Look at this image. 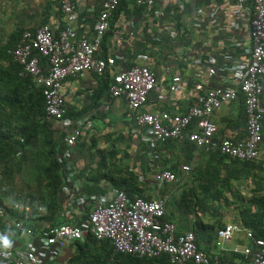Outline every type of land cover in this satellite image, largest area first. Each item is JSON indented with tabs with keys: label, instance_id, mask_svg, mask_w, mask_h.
Listing matches in <instances>:
<instances>
[{
	"label": "crops",
	"instance_id": "crops-1",
	"mask_svg": "<svg viewBox=\"0 0 264 264\" xmlns=\"http://www.w3.org/2000/svg\"><path fill=\"white\" fill-rule=\"evenodd\" d=\"M103 1L75 0L78 18L75 22H71V25L76 31L77 38H92L95 35V25ZM130 2V10L123 14L116 30L108 34L105 40L106 48L101 45L97 51L100 56H124L125 61L119 59L113 70H107L110 73L86 72L66 82L65 108L66 116L72 120L70 126L47 117L56 128V137L60 141L59 148L62 151L65 148L66 135L77 125V122L88 120L91 124V128L86 132L89 137L93 136L92 140L79 141L75 145L73 161L68 160L63 166L62 183L69 170L76 169L79 176L76 180L82 181L81 191L86 196L112 194L115 186L125 190L131 197L149 199L154 191L153 175L158 170L170 169L177 174L181 184L170 183L162 187L161 191L166 198L167 218L174 221L182 232L189 230L199 219L204 224L216 223V227L223 223H233L237 229L230 241L218 245L219 238L216 234L210 239L208 235L202 237L200 243L202 250L209 252L211 259L219 258L234 263L239 258L235 255V248H241L252 241L248 235L251 231L237 219L239 217L237 209L228 210L227 213L221 210L193 211L191 207L190 210L189 207L186 209L181 202H178L182 192L194 189L197 194L202 193L200 184L205 177L201 176V170L211 166L209 155L197 146L192 151L187 150L184 145V141H189L187 138L169 139L152 147L145 141V127L137 122L135 111L130 107L128 100L124 96H112L109 87L104 88V86L107 78L109 84L112 82L115 70L127 67L126 58H129L130 53L132 58H129V61L133 65H152L160 85L159 89L151 92L144 109L186 113L192 105L198 103L199 89L196 87L198 82L202 83L205 89L221 85L223 77L227 74L221 72L220 67L230 64L235 58L248 59L250 56L252 46L250 13L245 11V15L239 18V12H236L239 6L235 1L157 0V8L161 10V15L145 17L144 10L139 13L136 10V3ZM211 10H215L216 15L211 16L209 14ZM235 20L240 22V30L233 27ZM67 23L60 0H0V50L5 52V57L3 53L0 56L2 95H12L17 84L19 87L15 90L19 94L26 95L33 92L32 87L28 88L22 79L10 78L16 69H19L18 64L10 57V50L17 45L22 32L35 30L42 24H50L54 31L59 33ZM172 32L175 33V38L171 37ZM180 48H183L182 52H179ZM199 51L202 52L205 61L200 65L195 63ZM142 55L147 58L143 59ZM213 59H216V62H213ZM174 75H180L182 82L176 90H171ZM18 76L25 77L20 76L19 73ZM36 85L38 86V83ZM242 104L244 105L243 96L240 95L238 100L223 103L215 109L213 119L219 125L220 137L230 135L234 131L241 134L245 130L247 117L240 114ZM8 125L4 123L1 126L0 134L6 132ZM262 150L264 156V142ZM39 155L38 150L32 152V162L27 161L26 164L32 163L31 167L33 164L40 165ZM103 159H106L107 166L101 165ZM185 164L191 167L188 173L182 170ZM101 167L104 172L112 174L115 181L87 179V176L97 173ZM223 168L221 167V170L224 171ZM68 185L71 186V183L68 182ZM249 190L248 187V193L245 195L253 194L252 190ZM58 196L63 201L65 209L67 199L62 185ZM65 219L70 220L71 224H80L86 219V215L84 217L74 215ZM45 222L46 220H38L37 228L43 227ZM252 237L255 238L254 235ZM24 238L26 237L20 238L17 233H13L9 238L10 244L6 247H19L25 241ZM78 241L64 244L57 264H66L77 254ZM46 264L50 263L46 262Z\"/></svg>",
	"mask_w": 264,
	"mask_h": 264
},
{
	"label": "built area",
	"instance_id": "built-area-1",
	"mask_svg": "<svg viewBox=\"0 0 264 264\" xmlns=\"http://www.w3.org/2000/svg\"><path fill=\"white\" fill-rule=\"evenodd\" d=\"M227 1H235L239 6L236 11L239 12V18L245 15V11L250 13V56L248 59L235 58L230 64L220 67V71L227 74L223 77V84L205 89L198 82V103L192 105L188 112L144 109L151 92L160 88L152 65L134 64L114 71L109 91L114 97L124 96L128 100L135 111L137 122L145 127V141L152 147L169 139L187 138L207 153L220 152L228 158L245 161L261 157L264 121V0ZM60 2L68 20L64 28L56 33L52 25L42 24L35 30H25L10 54L20 66V76H32L38 85L45 88L47 116L70 126L72 120L66 116L65 108L66 82L86 72L102 74L109 69L113 70L117 61H125V58L103 57L97 53L120 0L103 1L92 38L76 37V31L71 25L78 18L75 0ZM137 3L144 6L145 17H158L162 13L157 8V0H137ZM209 14L214 16L216 11L211 10ZM233 27L240 30V22L235 20ZM171 37L175 38L174 32ZM202 57L199 51L195 63L200 65L205 62ZM212 61L216 62V59ZM172 82L170 88L176 90L182 82L181 76L174 75ZM240 95L243 96L247 117L245 130L241 134L234 131L220 137L219 125L213 119L215 109L223 103L238 100ZM90 128L88 120H81L66 135L65 148L60 158L65 161V165L68 160H72L75 145L88 136L86 130ZM190 168L187 164L182 166L186 173ZM77 178V170L72 169L62 183L67 199L62 215H86V219L80 224L54 225L46 221L36 232L32 224L49 214L48 205L17 199L14 195L3 199L0 190V216L5 217L0 237L6 236L9 239L13 233H17L20 238L26 237L17 248L6 247L0 240V264H57L64 244L84 241L90 231L99 240H111L117 252L149 258L167 254L172 264H264V238H253L249 232L252 241L241 248H235L234 251L240 257L234 263L219 258L211 259L205 251L199 249L193 230L183 233L174 221L166 217V198L161 191L162 187L170 183L181 184L177 174L170 169L158 170L153 175L154 191L149 199L131 197L125 190L115 187L112 194L86 196L81 191L82 181ZM7 206L15 214L7 212ZM236 229L233 223L219 228L217 244L223 245L230 241Z\"/></svg>",
	"mask_w": 264,
	"mask_h": 264
},
{
	"label": "trees",
	"instance_id": "trees-1",
	"mask_svg": "<svg viewBox=\"0 0 264 264\" xmlns=\"http://www.w3.org/2000/svg\"><path fill=\"white\" fill-rule=\"evenodd\" d=\"M130 1L136 3V10L139 13L144 10V6L139 5L137 0H120L117 9L111 17L110 27L103 38L104 41H102L103 44L101 45L104 48H106L105 40L108 34L110 35L116 30L117 24L119 25L123 18V14L130 10ZM179 26H181L180 23ZM0 52V56L3 53V57H5L4 50L1 49ZM10 57L12 58L11 54ZM128 57L132 58V54L130 55L129 53ZM129 58H126V68L133 66ZM43 62L46 63L45 58H43ZM18 67L19 69H16V72L10 76L11 80L22 79L26 82L28 88L32 87L33 92L26 95L19 94L15 90L19 87V84L15 86L16 88L12 95H2L0 92V133H2L1 126L4 123L9 124V128L5 130L6 132L0 134V174L2 175L0 190L3 193V199L8 195H14L17 199L46 203L50 212L42 219H39L41 221L46 220L54 225L70 223V220L67 221L65 218L74 215H62L64 211L63 201L58 196L62 185L61 173L65 161L60 160L63 151L59 148L60 141L56 137V128L53 127L52 121L47 119L49 116H47L45 109V88L40 85L38 87L36 80L32 76L19 77L20 66L18 65ZM12 69L15 71L14 67ZM107 73L110 72L107 71L105 74ZM110 84L109 78H107L104 88L109 87ZM241 107L240 114L246 116L244 105L242 104ZM92 137L87 136L81 141H91ZM184 145L189 151L196 147L190 141H184ZM36 150L40 154L38 156L41 160L40 165L33 164L31 167L32 163H26L27 161L32 162L31 153ZM207 154L209 155L211 166L201 170V176L205 177L200 184L202 193L197 194L194 189H190L188 192H182L178 202H181L186 209L189 207L190 210L191 207L193 211L197 209L204 212L213 210L219 212L221 208L227 209V207H231L233 209L236 206L239 208V217H237L239 223L241 222L243 226L248 227L255 238H264V193L262 192L264 191V156L261 155L255 160L245 161L228 158L220 152ZM26 165H28L32 173L28 177L23 178L21 185H18L15 180ZM101 165L107 166L106 159L102 160ZM221 167H224V171L221 170ZM90 178L91 180L105 179L115 181L112 174L104 172L102 167L97 173H91L87 176V179L90 180ZM248 187L253 194L247 196L243 194L241 189L245 188L248 190ZM226 191L229 193L226 194ZM6 210L11 212L12 215L15 214L8 206ZM4 218L0 216V229L5 225ZM37 221L35 220L32 224L35 232L38 230ZM75 221H77V218ZM215 224H204L199 219L190 228L196 235L199 249H202L200 243L202 237L208 235L210 239L226 223L219 224L217 227ZM242 225L241 227H243ZM205 232L207 234H204ZM76 244L78 245V252L66 264H172L167 254H162L154 259H147L117 252L109 239L99 240L91 231L86 235L84 241H78ZM235 255L240 257L237 252Z\"/></svg>",
	"mask_w": 264,
	"mask_h": 264
},
{
	"label": "rangeland",
	"instance_id": "rangeland-1",
	"mask_svg": "<svg viewBox=\"0 0 264 264\" xmlns=\"http://www.w3.org/2000/svg\"><path fill=\"white\" fill-rule=\"evenodd\" d=\"M25 167H26V166H24L23 171L21 172V174L18 175V177H17L16 180H15L16 183H17L18 185H21V182H22V180H23V177H22V176H24V177H28L29 174L32 173V172L29 170V167H26V168H25ZM241 190H242L243 194L248 193L247 190H246L245 188H242ZM228 193H229V192L226 191V194H228ZM234 208H236V209H237V212H239V208H237L236 206H235ZM234 208H233V209H234ZM233 209H231V207H229V208L227 207V209H222V208H221L220 210H221L222 212L227 213L228 210L231 211V210H233Z\"/></svg>",
	"mask_w": 264,
	"mask_h": 264
},
{
	"label": "clouds",
	"instance_id": "clouds-1",
	"mask_svg": "<svg viewBox=\"0 0 264 264\" xmlns=\"http://www.w3.org/2000/svg\"><path fill=\"white\" fill-rule=\"evenodd\" d=\"M0 240L3 241V244H4L5 246H8V245L10 244L9 239H8L6 236H4V237H0Z\"/></svg>",
	"mask_w": 264,
	"mask_h": 264
}]
</instances>
